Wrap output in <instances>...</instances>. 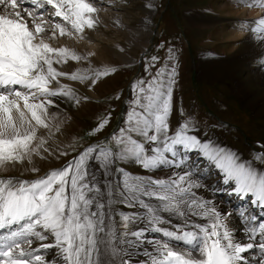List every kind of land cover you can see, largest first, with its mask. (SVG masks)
<instances>
[{"label": "snow or ice", "instance_id": "snow-or-ice-1", "mask_svg": "<svg viewBox=\"0 0 264 264\" xmlns=\"http://www.w3.org/2000/svg\"><path fill=\"white\" fill-rule=\"evenodd\" d=\"M29 3L31 8L24 6ZM255 4L264 7V0ZM98 12L90 0H0V173L25 164L31 165L25 171L38 173L35 157L59 160L69 155L49 146L61 131L51 111L56 98L76 104L82 99L61 79L90 81L92 87L116 69L61 71L57 66L88 60L92 53L81 55L48 41L83 39L99 25ZM254 23L252 31L264 43V15ZM151 59L154 63L158 58ZM177 75L175 67L168 71L165 66L133 84L125 127L106 143L83 148L35 179L0 175V264H115L113 258L129 264L123 256L130 254L122 246L142 243L149 231L162 239L147 241L153 250L144 251L148 259L141 264H250L251 250H257L255 264H264V222L252 223L256 217L241 212L250 224L246 242L238 240L227 216L194 191L204 185L193 179L190 154L205 158L234 193L253 197L251 202L259 206H264V169L202 142L192 134L190 118L171 128ZM108 123L102 118L89 134L103 131ZM256 159L264 165V156ZM121 160L149 172L172 171L167 178L132 175L114 167ZM117 203L137 210L117 211ZM139 223L147 226L133 231L131 225Z\"/></svg>", "mask_w": 264, "mask_h": 264}, {"label": "rangeland", "instance_id": "rangeland-1", "mask_svg": "<svg viewBox=\"0 0 264 264\" xmlns=\"http://www.w3.org/2000/svg\"><path fill=\"white\" fill-rule=\"evenodd\" d=\"M145 1L113 0L111 6L118 7V10H113L118 17L121 14L131 24H136L144 14L142 4ZM246 1L254 0H156L158 10L152 26L154 33L148 38L146 36L136 38L138 45L130 50L136 63L129 66L121 62L124 59H115L116 50L113 48L115 44H125L126 35L115 27L107 26L104 21L97 35L88 37L92 42L68 36L48 41L54 47L71 45L76 48L74 51L77 53L83 50L94 54V51L98 50L96 59L98 65H102L100 69L105 68L108 64L106 61L117 63L114 64V68L117 69L100 79L95 86L90 87V81L80 88L71 86L77 96L82 98L79 104L66 98H56L57 104L51 111L57 116L61 131L49 141V146L53 149L58 147L67 150L69 152L67 157H61L59 160L51 156L47 159L35 157V166L40 169L38 173L25 171V168L31 166L25 164L10 168L7 173L0 175L35 179L50 169L61 167L83 148L106 143L107 137L125 127L127 113L135 97L132 85L138 80L150 79L159 68L165 66L168 71L175 67L178 73L174 86V110L170 117L171 128L174 130L183 120L190 118L195 125L193 132L204 138H219L224 145H232L233 148L236 146L235 148L241 149L240 151L247 155L244 158L256 161L264 168L261 161L256 159L257 156H264L257 153L258 150L264 152V113L256 114L253 111L256 101L250 102L253 96L264 98V84L260 83V78L257 77V73L264 71V55L250 59L249 63L242 65L235 75L230 76H211L207 66L210 59H232L237 56L235 54H249L248 45H253L258 40L249 35L254 33L252 30L242 29L246 18L253 16L244 10L247 7L244 4ZM252 5L249 8H253ZM210 16L212 17L209 19ZM207 20L209 24L210 20L213 21L211 27ZM135 32L139 34L138 31ZM246 38H249V43L246 42ZM73 40L77 41L75 45H72ZM145 42L149 43L148 51L141 56L138 63ZM230 44L233 45L231 50ZM154 56L158 59L153 63L151 58ZM57 67L68 73L74 71L72 65L68 68H63V65ZM96 87L99 95L93 100L90 93ZM85 97L87 99H83ZM84 105L89 108L80 109ZM105 117L109 119L108 125L103 131L90 135L89 133ZM41 135L46 133L41 132ZM257 142L260 146L256 144ZM191 155L200 156L197 152ZM114 167L127 169L126 172L136 173L135 175L152 173L130 160L118 161ZM257 167L259 168L258 165ZM153 172L154 177L161 178L170 174L167 171L161 173V170ZM114 206L128 208L119 203ZM131 229L133 230V225ZM250 264H255V261H250Z\"/></svg>", "mask_w": 264, "mask_h": 264}, {"label": "bare ground", "instance_id": "bare-ground-1", "mask_svg": "<svg viewBox=\"0 0 264 264\" xmlns=\"http://www.w3.org/2000/svg\"><path fill=\"white\" fill-rule=\"evenodd\" d=\"M90 2H93L94 6L99 8L98 18H99L100 23L94 30L86 31L84 39H88L89 36L92 37V36L97 35V33L99 31V27H100L101 23L104 21L107 23V26L112 27V28L115 27L116 29H118L119 31H121L123 34L126 35V43L125 44L119 43V44L113 45V48L116 50V53L114 54L115 59H118V58L124 59V61H121V62H123L127 66L135 64L136 61L132 58V56L130 54V50L133 47H135V45H138L136 38L143 37V36H146L148 38V37L152 36V34L154 33L152 26L154 23V16L156 14V11L158 10L157 9L158 7H156V0H146L145 3L142 4L144 14L141 15L139 22L136 24H131L126 18L124 19V17L121 14H119V17H118V14L114 13L113 10H118V7H112L111 6L113 0H90ZM252 2H254V3H252ZM244 4L248 8L251 6V4H253L252 5L253 8L252 7L249 9L247 7L244 8L246 13H248L249 15H253V16L252 17L249 16L246 18L247 21H245L244 25L242 26V29L243 30L245 29V31H248V30L250 31L256 27L254 21L257 20L258 18H260L262 15H264V7H260V6L256 5L255 0L254 1H246ZM148 5H152V7H148ZM24 6L31 8L30 3L25 4ZM211 17L212 16H210L209 19ZM203 22H205V21H203ZM207 23H208V20H207ZM211 24H213V21L210 20L209 27H211ZM237 25H239V24H237ZM135 31H138L139 34L137 35ZM135 34L137 35V37ZM249 35L251 37L256 38V33H250ZM78 38L79 37H76V39H78ZM248 39L249 38H246L247 43H249ZM91 40L92 39H88L87 42H92ZM76 43H77L76 40L72 41V45H75ZM92 44H95V43H92ZM147 44H148V42H145V44H144L145 46L143 48L144 51L140 54V57L147 50V47H148ZM231 44L229 46L230 50L233 46ZM250 45L251 44L248 45L249 54H247V55L235 54L237 56H235L232 59H230V58H227V59H220V58L219 59H210L207 63V66H208V71L210 72V74H212L211 76H214V75H217V76L218 75H221V76L222 75H226V76L235 75L237 70L242 65L249 63L248 61L250 59L256 58V56H258V55H264V43L257 40V41H255V43L253 45H251L252 48H250ZM67 47H69L73 50H76V48L71 46V45H68ZM89 53H91V52L83 51V50L78 51V54H81V55H87ZM243 53H244V51H243ZM98 54H99V51L95 50L94 54H92L88 60L79 61V62L70 60L67 64L63 65V68H68L72 65V66H74V69H73L74 71L78 68L84 69V68H89V67H91L93 69H100V67H102V65L101 66L98 65L97 59H96V55H98ZM215 56H213V57H215ZM140 57H138V60H137L138 63L141 59ZM117 62H119V61H117ZM105 63H108L105 66V68H113V65L117 64V63H112L110 61H106ZM59 70L62 71L63 69L59 68ZM257 75H258L257 77L260 78L259 82L264 84V71H262L261 73H257ZM61 82L64 84H69L71 86H78L79 88L81 86H85L84 83H80L78 81H72L70 79H67L66 77L62 78ZM54 87H55V85H54ZM90 94H91L90 96L93 97V100L96 99V97H98V95H99L98 87H96V89H93ZM251 100L256 101L255 104L253 105V107L255 109L253 111L256 114L264 113V98L260 99L259 96L257 95L255 97L253 96L252 98H250V102H252ZM82 108H89V106L84 105L80 109H82ZM192 134L197 135L198 138H200L202 140V142L210 141L215 146H219L221 148H224V149L236 154L239 157L241 162L250 163L253 167L257 168L258 170L264 169L256 161H252V160L250 161L249 159L247 160L246 158H244L247 155H245L244 152L242 153L240 151L241 149L235 148L236 146H234V148H233L232 145H230V146L224 145V142L222 143V141H219L221 139L216 138V137L215 138H209V137L204 138V137H201L196 132H192ZM230 144H231V142H230ZM190 156H191L190 163L195 165V167L193 168V172H194L193 179L199 181L201 184L204 185V187H202L200 189H195L194 191H196V194L198 196L203 197L205 200L211 201L212 204L217 208V210L222 215L227 216V224H228L229 228L233 230L234 236L238 240H240L241 242H246L245 229L247 227H249L250 222L245 220L244 218H242L240 216V213L243 212L244 216H246V217L247 216L256 217V220L252 223L258 224L259 222H264V206H259L257 204L252 203L251 200L254 198L251 196L241 197V196H238L236 193H234L232 191L233 186L231 184H229V185L224 184L223 174L218 169H216L215 166L210 165L205 158H203L202 156L195 157V156H192L191 154H190ZM253 162H256V164L259 166V168ZM156 171H160V170H156ZM166 171L171 173L172 170L165 168V169L161 170V173H165ZM127 173H130L132 175L136 174V173L134 174L133 172H130V171ZM148 175H151L153 177L155 176L153 171H152V173L145 174V176H148ZM156 177L161 178L159 176H156ZM156 177H154V178H156ZM115 179H116L117 183H119L121 181L120 175L116 174ZM114 208L117 209L118 207L114 206ZM132 210H137V209H132ZM164 215H166V214H164ZM116 217H117V221H118L119 217L118 216H116ZM197 219H198V222H202L199 220V218H197ZM177 222L178 221L175 220V218H173V223H177ZM146 226L147 225L145 223H139V224L133 225V231H135L139 228L146 227ZM165 227H167V225H165ZM129 239L135 240L134 237H129ZM154 239H162V235H159V234H157L155 232H151V231L145 232L144 237L142 238V240H143L142 243H140L138 245H134V246H129L127 244L122 246L126 250V252L128 254H130V255H124L123 257L128 258L129 264H141V261H147L148 258L144 255V251L147 250V251L151 252L153 250L152 245L149 244L147 241L154 240ZM180 247H184V246L180 245ZM132 253H135V254L131 255ZM247 255L249 257V262L255 261L256 257H257V250H251ZM114 260H115V264H120L118 258H115Z\"/></svg>", "mask_w": 264, "mask_h": 264}]
</instances>
